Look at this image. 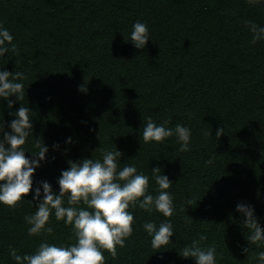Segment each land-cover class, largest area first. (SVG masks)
<instances>
[{"label": "trees", "instance_id": "1", "mask_svg": "<svg viewBox=\"0 0 264 264\" xmlns=\"http://www.w3.org/2000/svg\"><path fill=\"white\" fill-rule=\"evenodd\" d=\"M137 20L149 28L144 49L125 41ZM246 21L264 26V3L0 0V25L17 49L0 57V70L25 74L24 98L12 110L0 101V122L8 130L14 119L9 111L27 105L33 128L23 145L26 156L38 152L37 141L49 148L33 187L47 180L58 192L57 177L69 160L101 159L102 149L116 147L123 154L119 168L135 165L149 176L148 192L158 190L152 168L160 167L173 182L167 190L173 215L130 206L133 232L115 257L104 250L106 264H196L178 251L200 234L207 236L201 247L215 246L217 264H256L264 246L249 245V229L236 211L237 203L254 205L264 227V40L251 42ZM149 116L157 125L168 121L167 128L189 127V150L181 151L175 135L144 143ZM219 128L224 133L217 137ZM210 156L212 164L206 163ZM36 205L31 191L15 207L0 203V264H16L12 249L24 255L45 241L76 242L72 226L58 221L54 210L45 225L53 231L29 235L25 216ZM165 219L175 234L155 252L143 224Z\"/></svg>", "mask_w": 264, "mask_h": 264}, {"label": "clouds", "instance_id": "2", "mask_svg": "<svg viewBox=\"0 0 264 264\" xmlns=\"http://www.w3.org/2000/svg\"><path fill=\"white\" fill-rule=\"evenodd\" d=\"M249 3H264V0H248ZM253 34L252 43L264 40V26L252 22H245ZM125 38V37H124ZM14 36L3 25H0V57L10 51L15 52L16 45L12 43ZM150 40L148 25L137 20L133 25L129 37L137 49H144ZM25 74L20 71L12 72L0 70V101H7V108L13 109L17 101L24 98V85L22 81ZM81 91H87L84 85ZM15 96V100L12 97ZM31 109L22 105L9 111L13 116L7 123L5 130L4 119L0 122V203L15 207L17 202L25 199L26 194L32 192V200L37 201V211L25 216L30 225L29 235L39 234L42 230L51 233V226L45 228L49 221L50 213L54 210L55 218L62 220L66 225H71L76 242L68 246L42 242L33 254H17L12 249L11 256L16 264H106L104 250L115 257L117 246L123 247L126 238L133 232L134 214L128 209L139 206L146 212L161 213L164 217H171L174 213L172 194L167 191L173 184L172 180L162 174L160 167L153 169V178L158 185L155 195L148 192L149 176L138 172L135 165L125 164L119 168L122 152L116 147L115 151L101 150L102 158H83L80 161L69 160V167L61 169L56 183L59 191L47 180L36 182L33 187V174L41 163L46 161L49 148L44 143L36 142L38 152H31V157L26 156L25 145L27 138L32 133ZM143 129V141L162 142L164 139L176 136L180 142L181 151L190 147L192 136L191 129L182 124L175 128H167L163 124L157 125L151 116L147 117ZM223 128L216 131V136L223 134ZM205 136H212V132L202 130ZM71 143L72 138L65 141ZM58 148L59 144H54ZM54 159V157H53ZM215 157L210 156L206 163L212 164ZM67 196V205L64 198ZM81 202L86 208H78ZM191 205V200L188 201ZM236 211L243 217V227L249 229L245 236L249 245L257 248L264 246V227L258 221L255 207L252 204L240 202ZM144 230L151 237V247L155 252L164 249L175 234L170 219H165L156 224L155 221H146ZM207 239L205 234H200L190 245H185L178 251L183 258H193L196 264H217V250L215 246L201 247V241ZM249 248H244L248 252ZM161 259L163 257L161 256ZM256 264H264V250L256 253Z\"/></svg>", "mask_w": 264, "mask_h": 264}]
</instances>
